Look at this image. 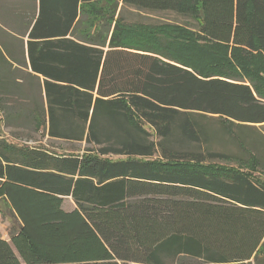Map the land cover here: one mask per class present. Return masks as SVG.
<instances>
[{
	"label": "trees",
	"instance_id": "obj_1",
	"mask_svg": "<svg viewBox=\"0 0 264 264\" xmlns=\"http://www.w3.org/2000/svg\"><path fill=\"white\" fill-rule=\"evenodd\" d=\"M64 1L40 0L29 64L13 69L0 35V110L9 126L86 146L0 138V199L17 222L0 236V264H264V183L205 170L228 154L175 149L209 137L212 117L264 172L244 130L264 126V89L212 49L264 58V0ZM127 8L193 20L196 56L163 38L173 26H128Z\"/></svg>",
	"mask_w": 264,
	"mask_h": 264
},
{
	"label": "rangeland",
	"instance_id": "obj_2",
	"mask_svg": "<svg viewBox=\"0 0 264 264\" xmlns=\"http://www.w3.org/2000/svg\"><path fill=\"white\" fill-rule=\"evenodd\" d=\"M124 17L128 26L133 24H146L151 26L158 25H170L172 27L166 28V31L162 33L163 38L169 37L174 41H180L184 45V50L187 55L196 56L193 49L197 38L198 32L195 22L193 20L184 18L171 12H145L139 11L134 8H127L124 12ZM185 27V28H184ZM176 44V43H175ZM194 44V45H193ZM200 46H206V51L209 53L208 48L210 45L207 42L199 41ZM192 45V46H191ZM212 48V47H211ZM191 49V50H189ZM217 52L223 54L230 62L231 68H236V71L242 73L244 76H251L260 89H264V58L260 52H248L243 49L237 48H212ZM194 56V57H195ZM208 64L210 62L207 60ZM39 97L38 91L35 90V98ZM14 100H20V102H26L21 100L18 96L13 98ZM13 103V102H12ZM202 122L208 127L209 137H205L200 144L184 143L181 145L178 143L175 147L177 152L189 151L197 153L217 152L228 154L235 158L231 161L215 160L205 164L207 168L205 170H211L215 172L222 171L223 169H234L240 172H244L255 176L261 182L264 183V172L260 169H256L253 163H248L250 159V148L248 143H245L242 147L240 144L232 139L227 133H225L220 126V122L212 117H207ZM149 129V128H148ZM238 130V129H237ZM246 133L250 134L252 141L260 140V149L254 150L253 153L264 156V126H257L256 128L244 129ZM0 138L6 139L10 143L16 145H27L32 147L43 146L54 150L59 153L69 152L71 150H83L86 144H68L60 141L49 140L45 132H35L34 129L26 123L17 125L16 123L11 126L5 120V114L0 110ZM155 140H157L155 138ZM250 142V141H249ZM162 158L160 154L152 160V162H161ZM75 204L72 199H66L64 203V209L67 211L73 210ZM17 227V222L14 219L8 205L0 199V236L9 239V234Z\"/></svg>",
	"mask_w": 264,
	"mask_h": 264
},
{
	"label": "crops",
	"instance_id": "obj_3",
	"mask_svg": "<svg viewBox=\"0 0 264 264\" xmlns=\"http://www.w3.org/2000/svg\"><path fill=\"white\" fill-rule=\"evenodd\" d=\"M56 1L59 3L65 2L64 0H51V2ZM81 5L82 2H80V7ZM39 9L40 0H0L1 46L7 59L12 62L13 69L21 68L18 66L19 61H25L29 64L27 43L29 41V33L31 32L36 17L39 14ZM120 9L121 5L118 8V14ZM34 12L35 18L32 19ZM28 22H31L29 29H27ZM22 42L24 43L25 53L21 52ZM6 50H9L10 53L6 52ZM24 70L28 73H32L30 68ZM3 239L7 240L6 238Z\"/></svg>",
	"mask_w": 264,
	"mask_h": 264
}]
</instances>
